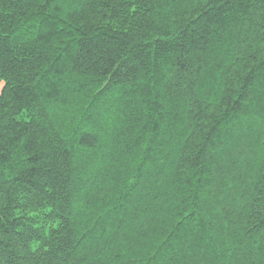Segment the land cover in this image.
<instances>
[{"label":"trees","instance_id":"16d2710c","mask_svg":"<svg viewBox=\"0 0 264 264\" xmlns=\"http://www.w3.org/2000/svg\"><path fill=\"white\" fill-rule=\"evenodd\" d=\"M0 264H264V0H0Z\"/></svg>","mask_w":264,"mask_h":264}]
</instances>
